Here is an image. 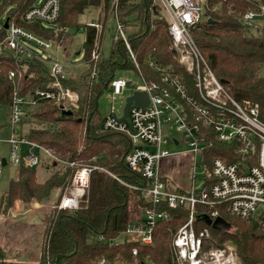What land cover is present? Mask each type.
<instances>
[{
    "label": "trees",
    "instance_id": "1",
    "mask_svg": "<svg viewBox=\"0 0 264 264\" xmlns=\"http://www.w3.org/2000/svg\"><path fill=\"white\" fill-rule=\"evenodd\" d=\"M34 1L3 0L0 16L13 12L19 24L62 46L69 42L65 30L77 26L78 18L87 6L97 8V21L105 24L110 4V0H60L57 27L62 30L57 31L42 28L38 22L20 20L19 16ZM203 8V20L191 29L195 43L230 95L240 103L256 104L258 117L264 122V76L259 74L264 66V0H204ZM249 10L261 12L259 22L252 28L241 22L243 14ZM118 14L126 27L131 26L128 42L137 66L122 41H111L108 54L102 53L92 75L93 65L88 61L96 31L86 24L84 60L88 66L77 77L61 79L63 85L79 94L77 107L71 110V115H63L61 103L53 100L41 99L26 104L20 132L64 160L95 165L121 181L102 169H93L85 200L77 209L51 207L46 214L38 260L33 263L4 261L0 248V264H98L101 258L105 259V264H134L135 258L143 264L174 262L172 238L187 217L185 208L171 209L165 203L155 205L168 216L155 225L151 244L141 245L131 240L114 244V238L121 236L128 224L139 221L143 210L154 205L143 195L145 181L141 174L126 165V156L132 147L129 138L121 132L102 129L98 102L109 90L118 71L132 72L136 78L141 75L146 81L164 87L169 85L161 77L170 73L180 78L189 93L195 94L193 74L178 61L168 33V20L159 4L154 0H118ZM4 37L5 30L0 26V105L10 109L14 93L35 99V92L49 87L53 77L46 63L39 58L7 48L2 42ZM10 72H14V77H9ZM8 115L9 112L7 119ZM200 134L206 137L201 153L204 165L209 166L216 157L227 162H236L240 158L235 144L219 141L213 129L201 126ZM43 161L41 166L51 171L42 181L38 180L36 168L17 166L15 178L9 180L0 197L2 212L15 201L24 204L47 202L54 193L52 203L58 202L75 166ZM162 176L168 181V173L162 171ZM166 187L179 189L170 183ZM217 209L230 228H214L197 221V226L204 225L210 232L206 246L230 243L241 264H264V229L259 220L239 219L228 214L222 206ZM197 211L209 214L210 210L200 205ZM133 246L138 250L136 256L131 254Z\"/></svg>",
    "mask_w": 264,
    "mask_h": 264
},
{
    "label": "built area",
    "instance_id": "2",
    "mask_svg": "<svg viewBox=\"0 0 264 264\" xmlns=\"http://www.w3.org/2000/svg\"><path fill=\"white\" fill-rule=\"evenodd\" d=\"M2 1L0 0V3ZM154 1L159 4L168 20V33L179 63L193 74L195 94L189 93L180 78L170 73L161 77L169 87L146 81L141 75L134 80L116 77L110 82L112 96L128 89V84L133 86L130 94L138 90L145 91L148 95L149 101L144 106L131 103L125 119H121L123 111L116 115L111 105L108 116L101 119V127L107 131L121 132L129 138L132 147L126 156V165L141 174L145 181L143 195L154 205L143 210L139 221L128 224L123 234L114 238V244L124 240L141 245L151 244L155 225L168 216L155 205L165 203L171 209L185 208L188 211L185 221L177 228L172 238L173 264H241L232 244L206 246L210 232L204 225L197 226L196 215L206 214L213 220L219 216L217 207L222 206L228 214L239 219H258L264 229V122L258 117L256 104L240 103L230 95L195 43L191 29L204 18L201 0ZM59 13L60 0H35L19 18L24 23L38 22L42 28L60 31L62 28L57 27ZM110 14L113 20L111 41H122L131 61L137 66L128 42V27L118 14V0H111L108 15L111 16ZM260 15L261 12L246 11L241 22L244 26L252 28L259 22ZM8 17L7 27L4 28ZM0 22V26L5 30L2 42L15 53L42 60L26 43L50 50L59 46L19 24L13 12L3 13ZM87 25L94 27L96 31L94 48L88 61L93 65V75L102 55V36L106 22L101 24L91 21ZM46 65L53 77L52 83L46 89L37 90L35 99L13 94L7 122L8 134L6 137H0V142L10 146L9 157L5 158L6 163L36 168L44 162L43 160H47L62 166H75L68 185L52 207L77 209L85 200L93 169H102L116 180H121L95 165L75 164L64 160L51 149L27 139L20 132L26 104L49 99L61 103V109L72 110L77 107L79 94L61 82V79L68 77L66 65L57 59ZM9 77H14V72H10ZM201 126L213 129L219 141L234 143L240 158L236 162H227L216 157L209 166L204 165L201 153L205 148L206 137L200 134ZM171 128L182 133L185 149L170 148L172 144H179L178 138L168 134L167 130ZM184 152L191 156L189 189L169 190L166 187L168 182L162 176L163 161ZM1 166L3 164L0 158ZM200 205L209 209V214L198 213L197 207ZM131 254H138L136 246L132 247ZM134 261V264H143L136 258ZM98 264H105V259L101 258Z\"/></svg>",
    "mask_w": 264,
    "mask_h": 264
},
{
    "label": "rangeland",
    "instance_id": "3",
    "mask_svg": "<svg viewBox=\"0 0 264 264\" xmlns=\"http://www.w3.org/2000/svg\"><path fill=\"white\" fill-rule=\"evenodd\" d=\"M203 3L204 0H201ZM111 4V0H110ZM109 4V6H110ZM98 9L92 6H87L82 14L78 18V23L75 28L68 29L69 42L65 45L55 46L56 48L44 49L38 47L32 43L27 44V47L32 50L36 55L42 58L47 64L52 60L57 59L62 61L66 65V74L68 76H78L84 69H86L87 64L85 63L84 49H85V28L89 21L97 20ZM111 15V14H110ZM107 24L102 36V53L106 56L110 49L111 37L113 35V20L112 15L107 16ZM2 22H0L1 24ZM128 29L131 26H127ZM127 29V30H128ZM59 49V50H57ZM55 51L57 53H55ZM259 74L264 76V66L260 69ZM116 77H123L128 79H136L132 72L128 71H118L116 72ZM133 86L128 84V89L124 90L121 94L112 96L111 90H106L99 99L98 107L100 112V118L103 119L108 116L110 112V107L113 105L116 115H120L123 111L124 103L127 96L130 94V89ZM9 112V107L7 105H0V137H6L8 134L7 127V113ZM170 136L179 139V144L170 145V148L185 149L186 146L182 140V133L175 128L167 130ZM10 152L9 144L5 142H0V157L8 159ZM191 156L189 153L184 152L179 155H173L166 158L163 161V171L168 173V181L170 184L179 188L180 191H186L190 186V174H191ZM37 175L39 180L45 179L49 175V171H44L40 167H37ZM17 165L7 162L6 165L0 167V197L3 191L6 189L10 179L16 176ZM55 193L50 198L49 201L39 202L38 208H35L36 201H32L28 204L19 203V212L16 216H12L11 207L5 212L0 209V224L5 226H12L11 228V240L13 238L18 239L19 247H22L20 251H17L18 255L23 260L35 261L39 257V247L41 243V233L43 225L45 222L46 214L52 207V200ZM22 207V209H21ZM25 208H28L25 212ZM5 234V232H4ZM7 242H2V246L6 248ZM23 245V246H22ZM6 250V249H5ZM13 255V254H11ZM15 257V256H14Z\"/></svg>",
    "mask_w": 264,
    "mask_h": 264
},
{
    "label": "water",
    "instance_id": "4",
    "mask_svg": "<svg viewBox=\"0 0 264 264\" xmlns=\"http://www.w3.org/2000/svg\"><path fill=\"white\" fill-rule=\"evenodd\" d=\"M8 19H9V17L6 19V21L4 23V28L7 27ZM208 21H211V20L208 19ZM148 101H149V98H148V95L145 91H138V90L133 91L132 94H130L126 98V101H125L124 107H123V116L121 119L126 118L127 113H128V109H129V106L131 105V103H134L135 105H139V106H144L148 103ZM61 113L63 115H71L72 111L70 109H61ZM2 164L3 165L6 164L5 158H2ZM196 219L198 221L204 222L207 225H211L214 228L225 229V230H228L230 228L229 223L226 222L220 216H217L215 219L211 220L208 217V215H206V214H198V215H196Z\"/></svg>",
    "mask_w": 264,
    "mask_h": 264
},
{
    "label": "crops",
    "instance_id": "5",
    "mask_svg": "<svg viewBox=\"0 0 264 264\" xmlns=\"http://www.w3.org/2000/svg\"><path fill=\"white\" fill-rule=\"evenodd\" d=\"M92 21H97V20H92ZM89 22H91V21H89ZM106 24H107V21H106ZM37 167H40L44 171L46 170L41 165L37 166ZM37 167H36V171L38 169ZM37 177H38V175H37ZM168 178L169 177H167V180H168ZM167 182L170 183L169 181H167ZM18 202H20V201H15L12 204L11 208H10L11 209V213L10 214L12 216H16V214H18L19 212H22V210L19 211V203ZM37 205H39V203H35L34 207L38 208ZM21 209H22V207H21ZM26 210H28V208H25V210H23V211L25 212ZM43 227H44V225H43ZM11 228H13V227L12 226H5L3 224H0V248H1L2 252L4 253V258L3 259H4V261H8V262H24V261L28 262V260H23L18 255L16 256L17 251H20L22 249V247L18 246L19 245L18 244L19 243L18 239L13 238L11 240V236H12V234L10 233L11 232ZM4 232H5V234H4ZM40 233L42 234V230L40 231ZM2 242H7L6 248H4V246H2ZM11 254H13V255H11ZM36 261H37V259L35 261H30V262L33 263V262H36Z\"/></svg>",
    "mask_w": 264,
    "mask_h": 264
}]
</instances>
